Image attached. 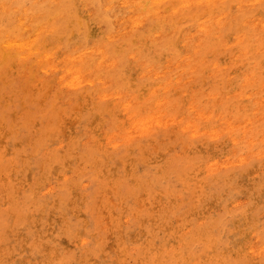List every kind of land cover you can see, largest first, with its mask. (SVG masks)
<instances>
[{
	"label": "clouds",
	"instance_id": "obj_1",
	"mask_svg": "<svg viewBox=\"0 0 264 264\" xmlns=\"http://www.w3.org/2000/svg\"><path fill=\"white\" fill-rule=\"evenodd\" d=\"M0 264H264V0H0Z\"/></svg>",
	"mask_w": 264,
	"mask_h": 264
},
{
	"label": "bare ground",
	"instance_id": "obj_2",
	"mask_svg": "<svg viewBox=\"0 0 264 264\" xmlns=\"http://www.w3.org/2000/svg\"><path fill=\"white\" fill-rule=\"evenodd\" d=\"M49 70H44L45 73H47ZM70 77V78H68ZM61 79H67V86L68 87H76L79 85V77L78 75H72L70 72L67 73V76L64 74L61 75Z\"/></svg>",
	"mask_w": 264,
	"mask_h": 264
}]
</instances>
